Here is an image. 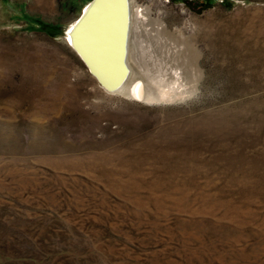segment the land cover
Masks as SVG:
<instances>
[{"label":"rangeland","instance_id":"374dc122","mask_svg":"<svg viewBox=\"0 0 264 264\" xmlns=\"http://www.w3.org/2000/svg\"><path fill=\"white\" fill-rule=\"evenodd\" d=\"M88 1L0 0V264H264V0H131L180 48L171 103L99 84Z\"/></svg>","mask_w":264,"mask_h":264},{"label":"bare ground","instance_id":"6f19581e","mask_svg":"<svg viewBox=\"0 0 264 264\" xmlns=\"http://www.w3.org/2000/svg\"><path fill=\"white\" fill-rule=\"evenodd\" d=\"M126 3V27L119 0H93L68 29L67 40L111 93L147 103H171L183 97V71L169 60L180 48L168 45L166 25L151 16L149 7L134 6L131 0Z\"/></svg>","mask_w":264,"mask_h":264},{"label":"water","instance_id":"95a60500","mask_svg":"<svg viewBox=\"0 0 264 264\" xmlns=\"http://www.w3.org/2000/svg\"><path fill=\"white\" fill-rule=\"evenodd\" d=\"M127 12H128V5L126 3V5H123V19H122L123 27H126L127 26L126 25L127 24L126 23ZM121 45H122V47H121V51H120V59H121V61H123V59H124V52H125V49H124V34L123 33H122V36H121Z\"/></svg>","mask_w":264,"mask_h":264},{"label":"snow or ice","instance_id":"6c2138e0","mask_svg":"<svg viewBox=\"0 0 264 264\" xmlns=\"http://www.w3.org/2000/svg\"><path fill=\"white\" fill-rule=\"evenodd\" d=\"M119 3L123 6V5H125L126 4V0H119ZM79 23V22H78ZM76 26H74V28H75ZM70 31H72V30H70ZM73 35H74V32H73Z\"/></svg>","mask_w":264,"mask_h":264},{"label":"flooded vegetation","instance_id":"af4514ba","mask_svg":"<svg viewBox=\"0 0 264 264\" xmlns=\"http://www.w3.org/2000/svg\"><path fill=\"white\" fill-rule=\"evenodd\" d=\"M92 1H93V0H92ZM88 2L90 3L91 0H89ZM88 2H87V3H88ZM89 3H88V5H89ZM88 5H87V6H88ZM83 12H84V10L80 13V16H78L79 18L82 16ZM79 18H78V19H79ZM78 19H77V20H78ZM66 35H67V34H66ZM74 48H75V47H74ZM75 49H76V48H75ZM76 50H77V49H76ZM87 67H88V66H87Z\"/></svg>","mask_w":264,"mask_h":264}]
</instances>
